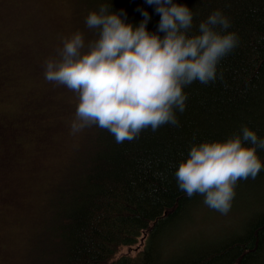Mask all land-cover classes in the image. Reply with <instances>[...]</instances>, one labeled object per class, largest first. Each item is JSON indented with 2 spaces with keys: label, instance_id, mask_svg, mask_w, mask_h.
Segmentation results:
<instances>
[{
  "label": "trees",
  "instance_id": "obj_1",
  "mask_svg": "<svg viewBox=\"0 0 264 264\" xmlns=\"http://www.w3.org/2000/svg\"><path fill=\"white\" fill-rule=\"evenodd\" d=\"M174 2L192 12L189 36L219 10L229 27L215 30L234 33L235 47L219 60L215 80L183 88L185 109L175 112L177 125L149 128L123 143L98 126L86 127L46 188L23 264H264V168L237 182L229 211H217L225 221L218 231L193 240L186 231L214 209L203 196L180 190L175 175L194 144L225 141L244 127L264 139V0ZM101 6L123 10L121 18L134 27L144 10L147 30L157 31L160 16L145 0H72V28L83 34V51L99 35L86 17ZM256 153L264 165V149Z\"/></svg>",
  "mask_w": 264,
  "mask_h": 264
},
{
  "label": "clouds",
  "instance_id": "obj_2",
  "mask_svg": "<svg viewBox=\"0 0 264 264\" xmlns=\"http://www.w3.org/2000/svg\"><path fill=\"white\" fill-rule=\"evenodd\" d=\"M145 2L155 5L160 16L156 32L147 30L150 17L144 10L143 20L134 27L121 18L123 10L109 12L101 6L85 20L88 28L99 30L87 50L83 51L84 37L77 31L63 40L59 60L46 61L45 79L78 94L73 134L95 125L123 143L143 130L177 125L175 112L185 109L183 88L194 81L215 80L219 60L237 43L234 33L215 30L229 27L219 10L199 24V34L189 36L193 15L185 4ZM257 148L264 149V139L248 127L225 141L194 144L178 164L179 189L189 197L199 194L209 208L227 213L237 182L254 179L264 168Z\"/></svg>",
  "mask_w": 264,
  "mask_h": 264
},
{
  "label": "rangeland",
  "instance_id": "obj_3",
  "mask_svg": "<svg viewBox=\"0 0 264 264\" xmlns=\"http://www.w3.org/2000/svg\"><path fill=\"white\" fill-rule=\"evenodd\" d=\"M72 27V0H0V264H23L46 188L86 129L71 131L78 94L44 76ZM217 211L200 216L185 235L218 231L225 221Z\"/></svg>",
  "mask_w": 264,
  "mask_h": 264
}]
</instances>
